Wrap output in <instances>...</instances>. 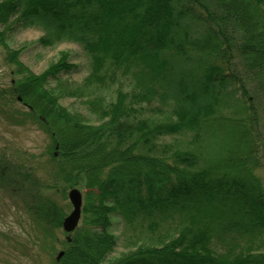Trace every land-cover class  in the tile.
I'll use <instances>...</instances> for the list:
<instances>
[{
	"label": "trees",
	"instance_id": "1",
	"mask_svg": "<svg viewBox=\"0 0 264 264\" xmlns=\"http://www.w3.org/2000/svg\"><path fill=\"white\" fill-rule=\"evenodd\" d=\"M218 20L241 27L242 63L264 87V0L0 1V45L16 65L14 84L0 89V109L11 120L39 124L49 138L55 180L84 189L81 224L54 264H264V184L255 173L253 122L216 112L236 91L245 109L244 90L219 64L228 61L231 44ZM28 28L42 31L36 43L43 47L76 43L84 62L63 53L34 73L19 61L21 49L5 42ZM82 71V83L69 94L87 95L82 101L98 124L72 114L59 101L68 93L56 94L49 84ZM118 80L126 84L115 85ZM108 84L113 94L90 96ZM17 95L23 109L10 107ZM152 105L163 119L148 115ZM211 128L226 145L207 159L195 142ZM179 136L191 140H166ZM3 184L25 202L32 198L28 213L53 237L65 209L42 193L39 178L0 156ZM114 217L157 232L156 242H140L104 263L118 242L110 230Z\"/></svg>",
	"mask_w": 264,
	"mask_h": 264
},
{
	"label": "rangeland",
	"instance_id": "2",
	"mask_svg": "<svg viewBox=\"0 0 264 264\" xmlns=\"http://www.w3.org/2000/svg\"><path fill=\"white\" fill-rule=\"evenodd\" d=\"M203 1L206 5L209 2V0ZM229 22L230 27H226L227 25L223 27V21L218 20L219 25L227 30V41L231 44L228 61L219 62V64L222 66L223 72L232 74L231 78H234L238 87L241 86L244 90L245 99L242 104L245 109H239L240 91H236L232 93V96H226V102L222 101L216 108V112L218 115L232 118L244 117L246 120L250 118L246 122L248 126V122H253L252 129H249V135L253 143H258L259 147L258 156L256 155L259 157V166L255 173L264 184V87L260 84V76L247 70L244 61L242 63L239 44L244 37L243 30L235 21ZM196 24L198 23L196 22ZM3 28L4 26L0 25V30ZM41 34L42 31L38 29L28 28L9 34L5 42L12 49H21L19 61L36 74L47 69L63 53L68 54L70 62H84L83 52L76 43L61 42L54 46L43 47L36 43ZM5 56L6 49L0 45V89L6 90L13 84L12 81L16 77V73H14L16 65L8 62ZM84 75L85 72L83 71L75 74H63L61 77L63 82L59 86L55 82H49V84L50 87H54L56 94H59V91L68 93L60 96L59 101L72 114L74 113L84 122L98 124L100 122L98 117L90 113L82 101L87 95L84 94L82 99L70 95L73 93L70 92L73 87L82 83ZM119 83L126 84L125 81L118 80L115 85ZM113 93L114 87L108 84L106 87L91 93L90 96H106ZM10 107L23 109L25 106L20 101L13 100ZM148 115L154 119H163V115L154 111V105L148 107ZM207 136L206 139L198 140L195 143L204 158H206L207 153L209 154L208 159L219 148L226 145V140L224 135L215 128H211L207 132ZM166 140L186 142L191 139L179 136ZM48 145L49 138L39 124L30 120L21 122L11 120L8 118V111L0 109V156H4L7 161L19 165L24 170L30 171L32 177L39 178L40 185L43 186L41 188L42 193L55 199L65 209V215H67L72 207L67 197L69 187L63 185L64 183L60 179L55 180L53 172L56 163L47 153ZM205 150L207 153L204 154ZM55 153H52L53 156L58 158L57 153ZM204 163L206 162H200L201 165H206ZM210 165L211 162L206 166ZM4 184L0 185V264H54L57 252L65 247V232L60 227L53 230V237L44 234L27 211L28 201H31L32 198L26 197L25 202L19 192L15 189L14 191L7 190ZM7 187L13 189L8 185ZM77 187L84 194V189L80 186ZM80 224L81 221H79L78 226ZM110 230L117 235L118 242L114 250L106 256L104 263L114 262L135 249L140 242L153 243L158 238L157 232L148 234L147 229L138 225L125 226L119 217L113 218ZM162 230L165 233V228Z\"/></svg>",
	"mask_w": 264,
	"mask_h": 264
},
{
	"label": "water",
	"instance_id": "3",
	"mask_svg": "<svg viewBox=\"0 0 264 264\" xmlns=\"http://www.w3.org/2000/svg\"><path fill=\"white\" fill-rule=\"evenodd\" d=\"M17 99L21 100V97L17 96ZM41 118L43 117L41 116ZM67 196L72 207L69 213L64 216L62 220V228L64 231L70 233L77 226L79 218L81 216L82 193L78 188L73 187L68 190ZM66 239L70 241L69 234L66 235ZM62 254L63 251H60L56 256V259H59Z\"/></svg>",
	"mask_w": 264,
	"mask_h": 264
}]
</instances>
